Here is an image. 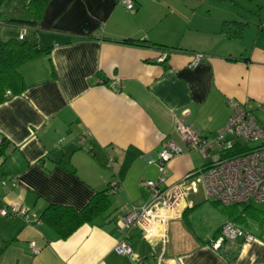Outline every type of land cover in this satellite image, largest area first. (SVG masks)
Returning <instances> with one entry per match:
<instances>
[{
  "label": "crops",
  "instance_id": "obj_1",
  "mask_svg": "<svg viewBox=\"0 0 264 264\" xmlns=\"http://www.w3.org/2000/svg\"><path fill=\"white\" fill-rule=\"evenodd\" d=\"M227 3L134 0L128 10L121 0H47L31 25L27 0H8L2 31H22L49 52L18 67L26 88L0 104V207L22 205L38 219L47 204L81 210L113 178L120 188L94 224L66 239L40 219L0 215V264H158L162 248L165 264H264V243L212 246L226 218L214 231L190 219L201 187L156 226L164 245L133 229V255L113 250L124 237L115 220L147 199L146 180L171 184L205 164L178 136L177 121L213 136L234 99L264 125V13L252 22L243 16L242 36L229 37L221 29L236 8ZM196 52L206 58L190 66ZM168 139L182 153L160 173L149 159Z\"/></svg>",
  "mask_w": 264,
  "mask_h": 264
},
{
  "label": "built area",
  "instance_id": "obj_2",
  "mask_svg": "<svg viewBox=\"0 0 264 264\" xmlns=\"http://www.w3.org/2000/svg\"><path fill=\"white\" fill-rule=\"evenodd\" d=\"M128 9H134V0H121ZM20 31L18 39H23ZM206 55L196 52L191 55L190 66L198 65ZM230 115L225 124L213 136L200 134L195 128L179 121L175 123V131L187 146L207 160L203 167L183 175L177 182L165 184L162 177L144 182L147 199L132 205L126 212L119 215L116 226L124 232V237L113 247L115 253L132 256L128 242L129 233L139 229L146 239L159 237L162 245L166 243V233L158 232L156 226L162 227L168 218L175 213L189 193L197 192L201 187L205 197L223 205H235L252 202L264 205V125L248 111L244 105L234 99L229 100ZM250 143H255L249 147ZM182 153L174 139L162 143L156 158L149 163L158 166L160 173L166 163ZM112 159L106 162L111 167ZM0 179V183H3ZM120 188V182L113 178L107 185V194L115 193ZM1 216H20L30 219L28 210L22 205L9 204L0 207ZM224 242L264 243V232L253 233L232 221H225L219 229L218 236L212 240V246L219 248ZM33 252H36L34 242H30ZM158 264H165L163 248L157 257Z\"/></svg>",
  "mask_w": 264,
  "mask_h": 264
},
{
  "label": "trees",
  "instance_id": "obj_3",
  "mask_svg": "<svg viewBox=\"0 0 264 264\" xmlns=\"http://www.w3.org/2000/svg\"><path fill=\"white\" fill-rule=\"evenodd\" d=\"M46 2L47 0H27L30 14V19H28L27 23L36 24ZM7 3L8 0H0V104L13 96L21 94L26 88L23 78L18 72V67L43 53L49 52L48 47H42L38 43L24 39V37L23 39H18V35H7L2 31L3 28L9 25V21L3 19L2 14V7ZM245 25V23L240 21H224L221 32L229 37H241ZM121 42L138 46L154 45L139 39H124ZM106 192L107 187L95 193L89 202L78 211L69 206L47 204L38 219L52 227L59 239H66L82 224H94L108 210L110 201L108 198L109 194ZM241 204L244 206L243 210L245 212L261 215L257 220L260 222V227L264 229V209L258 208L257 204L252 202Z\"/></svg>",
  "mask_w": 264,
  "mask_h": 264
},
{
  "label": "rangeland",
  "instance_id": "obj_4",
  "mask_svg": "<svg viewBox=\"0 0 264 264\" xmlns=\"http://www.w3.org/2000/svg\"><path fill=\"white\" fill-rule=\"evenodd\" d=\"M227 4L236 8V14L234 15L235 21L244 19V17L246 20H250V22L256 21L259 17V14H261V12L264 13V10L261 11V7H264V0H228ZM20 10L22 13L24 12L22 8ZM240 15L244 17L242 18ZM8 17L9 16L6 12L3 18ZM243 23L247 24L246 21ZM255 145V143H250L249 147H253ZM203 163H206L205 159H201L199 162H197V164L200 165ZM144 191L146 192L145 188ZM192 198L196 202V206L192 210V216L190 219L194 221L195 224L199 223L201 226H203V230L211 229V231H214L216 226L225 217V221H233L243 227L248 228L253 233L256 232L255 234L260 233L261 231L264 232V229H262L259 225L260 222L257 220L259 217H261V215L258 213L253 214L250 212H245V210H243L244 206L242 204H235L234 206L223 205L219 202H214L211 199H207L202 191H200L195 196H192ZM257 207L264 209V205L262 204H257ZM259 228L260 232H258ZM224 244L230 243L224 242Z\"/></svg>",
  "mask_w": 264,
  "mask_h": 264
}]
</instances>
